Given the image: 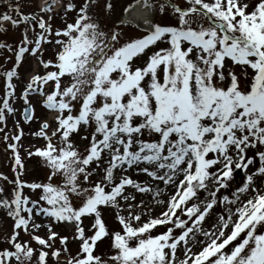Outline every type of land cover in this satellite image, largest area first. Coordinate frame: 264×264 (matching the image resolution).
Returning <instances> with one entry per match:
<instances>
[{"label": "snow or ice", "instance_id": "6c2138e0", "mask_svg": "<svg viewBox=\"0 0 264 264\" xmlns=\"http://www.w3.org/2000/svg\"><path fill=\"white\" fill-rule=\"evenodd\" d=\"M56 2L0 14L25 26L15 47L0 43L14 57L0 73L14 174L0 173L12 185L0 187L12 221L0 264H264V0H142L150 16L135 37L111 22L114 0H67L53 28ZM26 57L44 71L18 94ZM9 116L20 117L11 135ZM21 120H39L31 135L44 143L27 156L41 180L22 179Z\"/></svg>", "mask_w": 264, "mask_h": 264}, {"label": "rangeland", "instance_id": "374dc122", "mask_svg": "<svg viewBox=\"0 0 264 264\" xmlns=\"http://www.w3.org/2000/svg\"><path fill=\"white\" fill-rule=\"evenodd\" d=\"M5 1H10L12 4L19 3L22 5L21 10L24 12H33L36 15H41V13L38 12L39 8V0H4ZM30 1V2H29ZM138 0H114V2H117V8L116 12L114 13V16L112 18L111 22H117L119 21L122 16V8L127 5L128 3H133L135 4ZM73 2H76V0H73ZM67 3V0H63L62 6ZM7 11V7L5 5H0V14L3 12ZM73 17V13L69 12L67 15V19L71 21ZM64 23V12L63 8L59 12L53 11V20H52V25L53 28L60 27ZM1 24V23H0ZM123 27L125 33L130 36V37H135L138 36L142 33V29H139L137 26L133 25H128V24H122L120 25ZM25 26L22 24L18 27H14L11 25H6L4 30H0V40L5 41L7 44L12 45L15 47V45L18 43V41L21 38V32L23 31V28ZM2 49V50H1ZM0 49V73H2L5 69L11 68L13 63H14V57L11 52L7 51V49ZM45 53H44V59H48L52 55V49L51 46L45 45ZM44 69L41 65H39L34 57H26L22 64L18 68L19 72V80L17 81V93L22 90V87L24 85L25 80L30 74H35V73H43ZM3 78L0 77V85H2ZM19 109L20 103H16L14 105ZM36 112L37 115L41 119H49L51 122V114L48 113L45 109H43L42 106L37 105L36 107ZM19 116L12 117L9 116L8 121H7V127L5 128V131L8 132L9 135L13 133L14 129V120L19 119ZM38 125H39V120H34L29 122L28 124H25L21 120V128L24 130V135L22 136L21 141L19 142L21 147H20V154L22 159L24 160L25 164V170H24V175L22 176V179L24 180H41L44 178L46 175V170L43 169L39 163V158L38 157H28L27 156V151L32 150L31 146L35 147H40L43 145L44 141L42 138L34 137L31 135V133L35 132L38 130ZM3 132H0V173H3L4 175L8 176L9 180L13 178V172L11 170V163H12V157L10 155V150L6 149V143L3 140ZM133 175V178L136 179H144L143 176H136L135 173H131ZM118 175V173H117ZM237 179H240V177H237ZM0 187L4 188V193L2 195H8L10 192L12 185L7 183L6 181H3L0 179ZM27 191V190H25ZM221 194H227L224 190H222ZM204 194H202L203 196ZM141 197L139 194H137V199L139 200ZM146 201H148L149 197L145 196L143 197ZM223 205L217 207L213 214L209 216L204 224L205 229H207L210 225V223L215 219V216L217 213H221L223 210ZM158 211V210H157ZM155 214V212L153 213ZM37 222H43L40 217H37ZM110 223H114V221L110 220ZM11 224L12 221L10 218H8L5 214V212L0 209V244L3 243V238L5 234L9 233L11 231ZM53 230L59 231L62 234L66 232V229L63 227H57L53 226ZM46 229L41 228L38 230L39 235H45ZM22 239H26L27 237L24 236L23 234L21 235ZM203 239V237H200ZM33 246L37 247L35 243L33 242ZM56 246L59 247V242L56 241ZM76 246L74 244L69 246L70 252L74 254ZM109 249L105 248L103 245H101L100 249L98 250L97 254H104L108 252ZM61 264H64L65 261V255L61 254L60 257ZM49 264H54V262L49 259Z\"/></svg>", "mask_w": 264, "mask_h": 264}, {"label": "bare ground", "instance_id": "6f19581e", "mask_svg": "<svg viewBox=\"0 0 264 264\" xmlns=\"http://www.w3.org/2000/svg\"><path fill=\"white\" fill-rule=\"evenodd\" d=\"M142 0H139L135 4V7L127 14L126 19L127 24L135 25L140 29H143V21L150 16V13L145 10L142 6ZM55 9H60V6H57Z\"/></svg>", "mask_w": 264, "mask_h": 264}]
</instances>
